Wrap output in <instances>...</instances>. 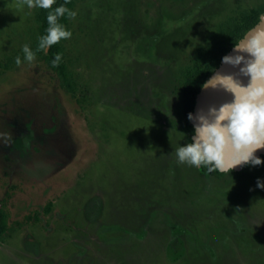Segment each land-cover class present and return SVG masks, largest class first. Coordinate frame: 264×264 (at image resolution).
<instances>
[{"label": "rangeland", "instance_id": "rangeland-1", "mask_svg": "<svg viewBox=\"0 0 264 264\" xmlns=\"http://www.w3.org/2000/svg\"><path fill=\"white\" fill-rule=\"evenodd\" d=\"M262 4L80 0L63 40L71 96L30 44L39 8L0 0V200L39 216L0 241V264H264V164L208 176L174 152L189 142L184 70Z\"/></svg>", "mask_w": 264, "mask_h": 264}, {"label": "clouds", "instance_id": "clouds-1", "mask_svg": "<svg viewBox=\"0 0 264 264\" xmlns=\"http://www.w3.org/2000/svg\"><path fill=\"white\" fill-rule=\"evenodd\" d=\"M55 0H17L19 7L48 10L46 34L38 38V50L47 51L61 40L70 39L72 32L59 22L67 14L74 19L77 15L65 5L54 7ZM24 59L35 60V53L28 44L23 45ZM62 54L57 53L51 61L59 66ZM15 63L22 61L19 56ZM222 63L233 71L215 70L201 88L230 97L216 104L201 108L194 115V135L191 142L174 149L177 163L192 167H205L209 172L230 174L236 167L259 166L264 160L256 155L264 149V18L234 43L231 54L222 57ZM242 77H247L245 84ZM3 134H0L2 136ZM6 143V140H5ZM256 187L264 189L259 178Z\"/></svg>", "mask_w": 264, "mask_h": 264}, {"label": "trees", "instance_id": "trees-1", "mask_svg": "<svg viewBox=\"0 0 264 264\" xmlns=\"http://www.w3.org/2000/svg\"><path fill=\"white\" fill-rule=\"evenodd\" d=\"M79 1L80 0H70V3H67L65 6L70 10L75 11L76 5ZM64 4L65 0H55L54 7ZM262 12H264V4L250 10H241L240 15H231L228 19L217 26L212 36L207 41L206 46L199 50L194 56L192 65L184 70L182 85L180 88V97L184 117V130L189 142H191V135L194 130L193 124L188 119V114L193 110L197 92L209 74L218 66L225 53L259 20ZM47 15L48 10L42 8L38 9L35 15L36 29L30 44L44 65L59 78L60 86L73 96L74 91L68 78L67 65L63 60V56L59 66L53 67L51 64V61L57 53L62 54L63 40L48 48L46 52L38 50V38L46 34V28L48 27ZM70 21L71 19L68 18L67 14L59 20V22L68 30H70ZM259 157L264 159V154ZM199 169L201 172L207 174L214 172L221 173L218 171L209 172L205 167H199ZM10 198L11 191L7 190L0 200V241L10 237L24 224L33 222L39 217L38 210L33 209L20 218H13L9 207ZM50 205V203L47 204V209H49ZM172 228L177 230L176 225H173ZM177 239L178 241L174 242L172 240L173 246H171L170 243L168 249L172 247V251L168 250V256L172 255L173 257V255H175L174 252L177 251V245H181L180 239Z\"/></svg>", "mask_w": 264, "mask_h": 264}, {"label": "water", "instance_id": "water-1", "mask_svg": "<svg viewBox=\"0 0 264 264\" xmlns=\"http://www.w3.org/2000/svg\"><path fill=\"white\" fill-rule=\"evenodd\" d=\"M261 18H264V12L260 14L259 20L253 25L251 26L244 34L243 36L251 29H253L255 26H257V24L259 23V21L261 20ZM242 36V37H243ZM241 37V38H242ZM240 38V39H241ZM239 39V40H240ZM238 40V41H239ZM237 41V42H238ZM234 45L225 53L226 54H231L232 50H233ZM215 70H221V71H233V69L229 68L228 66H225L222 63V58L220 63L218 64V66L209 74V76L205 79L208 80L213 74ZM244 83L246 84L248 82V78L247 77H242ZM204 81V82H205ZM203 82V83H204ZM230 97L224 95L223 93H214L208 90H204L200 87L199 91L197 92L196 96H195V103H194V107L193 110L191 111V113H193L194 115L197 113V111L201 108H207L210 104H216L219 105L220 102H222L225 99H229ZM193 124V121H190ZM194 135H191V137ZM262 154H264V149L258 150L256 152L257 156H261ZM243 167H236L234 170H241Z\"/></svg>", "mask_w": 264, "mask_h": 264}, {"label": "flooded vegetation", "instance_id": "flooded-vegetation-1", "mask_svg": "<svg viewBox=\"0 0 264 264\" xmlns=\"http://www.w3.org/2000/svg\"><path fill=\"white\" fill-rule=\"evenodd\" d=\"M245 168V166H243V168L241 169V170H233L234 172H236V173H240L243 169ZM204 174H206V175H212V174H222V173H217V172H214V173H209V174H207V173H204ZM173 225H176L177 226V230L178 231H182V226L181 225H179V224H176V223H172L171 224V227L170 228H172L173 227ZM173 229V228H172ZM182 233H183V231H182ZM181 235H179V237H180ZM180 239V238H179ZM182 242H183V240L181 241V245L180 246H183V244H182ZM177 252V251H176ZM176 252H174V254H176ZM168 251H167V255H168Z\"/></svg>", "mask_w": 264, "mask_h": 264}]
</instances>
